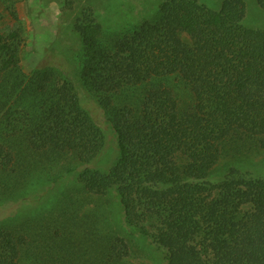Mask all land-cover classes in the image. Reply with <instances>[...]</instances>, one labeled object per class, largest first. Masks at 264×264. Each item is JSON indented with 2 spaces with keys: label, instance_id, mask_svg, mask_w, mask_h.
Segmentation results:
<instances>
[{
  "label": "trees",
  "instance_id": "1",
  "mask_svg": "<svg viewBox=\"0 0 264 264\" xmlns=\"http://www.w3.org/2000/svg\"><path fill=\"white\" fill-rule=\"evenodd\" d=\"M249 1L164 0L110 43L90 9L77 17L80 77L115 139L104 169L72 83L15 76L18 32H0V206L61 188L40 216L0 210V264H142L146 248L264 264V0L256 24Z\"/></svg>",
  "mask_w": 264,
  "mask_h": 264
},
{
  "label": "rangeland",
  "instance_id": "2",
  "mask_svg": "<svg viewBox=\"0 0 264 264\" xmlns=\"http://www.w3.org/2000/svg\"><path fill=\"white\" fill-rule=\"evenodd\" d=\"M162 1L164 0H0V32L7 34L17 30L19 35L15 42L19 63L14 75L22 79L34 69L49 66L72 83L82 106L104 133L103 169L115 157V139L96 97L85 89L81 80L83 42L74 30V23L86 9H90L92 18L102 27L104 39L109 42L112 36L125 27L131 29L133 25L143 21ZM200 1L216 7L220 0ZM253 3L252 0L249 1V24L257 23L258 10ZM259 160L264 161V152L256 158L257 162ZM258 165L261 167V163ZM261 169L264 170V167ZM213 177L218 178L215 175ZM57 190L55 187L50 189L47 197L39 201V204L24 198L17 204L2 205L0 210L7 213L4 214L6 216L12 215L19 208L18 212L24 218L27 215L40 216L43 206L50 199L53 201L56 196L59 197L61 188ZM149 249L145 250L142 264H158L157 254Z\"/></svg>",
  "mask_w": 264,
  "mask_h": 264
}]
</instances>
